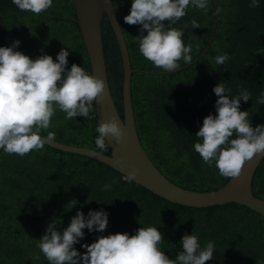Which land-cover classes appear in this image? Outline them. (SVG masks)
<instances>
[{"label":"trees","instance_id":"trees-1","mask_svg":"<svg viewBox=\"0 0 264 264\" xmlns=\"http://www.w3.org/2000/svg\"><path fill=\"white\" fill-rule=\"evenodd\" d=\"M112 2L134 70L130 94L145 151L162 173L183 187L198 191L221 187L229 178L219 174L215 163L211 167L205 164L195 152V134L204 117L216 114L213 88L219 82L230 88L233 96L241 89L249 91L251 99H241L240 110L248 111L253 127L264 125V105L257 102L264 93V0H259L256 8L249 7L251 0H209L207 11L190 5L186 15L172 26L183 29L185 45H192L193 62L185 65L181 60L180 69L170 73L146 60L138 43L133 42L141 26L124 22L132 0ZM217 7L222 9L219 14ZM193 20L199 28L192 27ZM101 34L109 88L122 117V58L105 16ZM14 40L20 41L16 50L32 59L47 54L55 60L65 48L69 51L68 69L75 63L90 70L72 0H53L52 7L39 15L19 10L12 0H0V47L11 46ZM258 51L262 55H256ZM224 53L230 59L224 65L216 64L215 58ZM65 117L58 109L52 117L47 131L55 133V140L96 149L95 111L87 118ZM104 185L111 187L103 190ZM252 187L254 195L264 198V157ZM73 198L78 204L71 209L67 204ZM100 209L109 214L107 228L97 235L84 229L85 238L74 245L80 253L86 252L82 244H91L98 236L134 235L136 229L155 223L164 239L160 247L170 259L182 251L180 241L185 233L198 235L202 245L214 242L215 250L220 248L222 257L232 264L245 262L254 253L248 245L246 256L240 258L235 256L238 252L233 256V249L241 250L244 242L252 244V238L264 240V219L244 205L228 202L191 207L173 203L124 179L98 160L47 144L23 157L0 149V264H48L37 247L48 223L55 219L62 231L77 211L87 216L90 210ZM213 256L206 264L220 263L215 252Z\"/></svg>","mask_w":264,"mask_h":264},{"label":"clouds","instance_id":"clouds-1","mask_svg":"<svg viewBox=\"0 0 264 264\" xmlns=\"http://www.w3.org/2000/svg\"><path fill=\"white\" fill-rule=\"evenodd\" d=\"M12 2L19 10L36 15L53 4V0ZM190 5L207 11L209 0H132L129 14L124 17L126 24L141 26L133 40L138 43L139 52L165 72L180 69L181 60L185 65L193 62L192 45H185L183 29L172 26L186 15ZM249 7H259V0H251ZM220 11L217 7L216 14ZM191 24L193 28L200 27L195 20ZM187 27L185 24L184 28ZM19 44V40H14L11 46L0 47V149L23 157L55 140V133L47 130L57 109L69 120L77 116L87 118L95 111L93 104L104 93L105 83L75 63L68 69L69 51L65 48L60 49L55 60L47 54L32 59L16 50ZM256 55L262 54L258 51ZM229 59V54L224 53L215 62L224 65ZM213 92L217 97L216 114L204 117L193 147L209 167L215 163L221 176L238 178L246 162L257 155L264 156V125L253 127L248 111L240 110L241 99L244 102L251 99L249 91L241 89L233 96L231 89L219 82ZM257 102L264 105V93ZM95 131L98 155L108 151L107 137L121 143L127 136L115 117L99 123ZM139 171L131 170L128 180H134ZM110 187L104 185L103 190ZM77 204L78 200L73 198L67 205L72 209ZM108 216L103 209L90 210L87 216L77 211L62 231L53 219L37 247L48 264H206L214 258V242L202 245L198 235L192 232L182 236V251L170 259L160 247L164 243L162 233L152 226L140 227L134 235L125 232L98 236L91 244L81 245L86 252H78L74 245L85 238L83 230L103 233Z\"/></svg>","mask_w":264,"mask_h":264},{"label":"water","instance_id":"water-1","mask_svg":"<svg viewBox=\"0 0 264 264\" xmlns=\"http://www.w3.org/2000/svg\"><path fill=\"white\" fill-rule=\"evenodd\" d=\"M72 5L90 64V70L87 72L101 78L105 83L104 93L94 102L97 124L115 117L127 136L121 143H117L110 136L107 137L110 147L103 155H98L99 151L91 147L66 144L56 140L46 144L65 152L98 160L118 171L127 180V174L138 168L140 171L132 182L167 201L191 207H208L234 202L255 211L264 219V198L254 195L252 187V179L264 156H255L245 163L240 177L229 178L225 184L213 190L198 191L183 187L161 172L145 151L136 129L130 94L131 75L134 70L131 68L114 3L112 0H72ZM104 16L108 19L122 58V117L116 108L108 84L101 34Z\"/></svg>","mask_w":264,"mask_h":264},{"label":"rangeland","instance_id":"rangeland-1","mask_svg":"<svg viewBox=\"0 0 264 264\" xmlns=\"http://www.w3.org/2000/svg\"><path fill=\"white\" fill-rule=\"evenodd\" d=\"M185 216H186V214H183V217H185ZM186 217L190 218V216H186ZM190 219H192V218H190ZM150 226L157 227L156 223H155V225L151 224ZM252 240H253L252 244H251V241L250 242L241 243L240 244L241 250L237 249L235 252H233V256L235 255L236 252H238L240 254L235 255V256H239L240 258H242L241 257L242 255L246 256L245 253H244L245 247H248V245H252L253 247L250 248V251H251V253H253V252L254 253L250 256V259H246L245 262H247V263L251 262L253 264L264 263V240L261 241L260 238H252ZM256 244L260 247V250H257V245ZM225 246H228V245H225ZM227 250H228V248H227ZM247 263H244V264H247Z\"/></svg>","mask_w":264,"mask_h":264},{"label":"flooded vegetation","instance_id":"flooded-vegetation-1","mask_svg":"<svg viewBox=\"0 0 264 264\" xmlns=\"http://www.w3.org/2000/svg\"><path fill=\"white\" fill-rule=\"evenodd\" d=\"M115 5V4H114ZM113 91H116V89L115 88H113ZM128 227L129 228H133V226L132 225H128ZM99 232H95L94 233V235H97ZM237 249H233L232 250V252H235ZM215 253L217 254V256L218 257H220V263L219 264H232V262L230 261V260H227V259H225V258H223L222 257V255H224L223 254V252H222V250L220 249V248H217L216 250H215ZM244 263H247V262H243V261H238L236 264H244ZM235 264V263H234ZM247 264H253V263H247Z\"/></svg>","mask_w":264,"mask_h":264}]
</instances>
